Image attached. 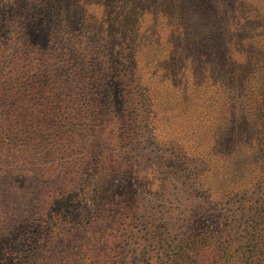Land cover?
I'll list each match as a JSON object with an SVG mask.
<instances>
[{
    "label": "rangeland",
    "instance_id": "rangeland-1",
    "mask_svg": "<svg viewBox=\"0 0 264 264\" xmlns=\"http://www.w3.org/2000/svg\"><path fill=\"white\" fill-rule=\"evenodd\" d=\"M159 1L172 13L165 22L161 17L155 21L156 10L128 15L127 6L117 18L121 30H130L123 40L132 45L122 56L134 73L154 70L158 62L167 79L153 97L158 121H141L149 110L144 106L135 109L136 122H119L124 120L122 92L108 66L116 67L120 60L102 46L121 31L93 15L105 0H0V89L10 77L41 71L40 62L47 60L53 71L37 79L48 86L44 93L61 109L51 110L54 116L40 115V96L31 90L25 114L31 112L33 121L1 122L7 107L0 100V128L12 130L0 135V264H171L168 245L193 240L202 247L183 249L197 262L190 264H264V256L242 255L248 245L260 247L264 232L250 236L251 217L236 223L226 217L230 206H215L188 186V174L204 172L205 165L197 159V149L190 154L176 143L184 141L178 137L182 130L190 137V122H203L204 130L210 127L208 133L226 136L250 114L228 86L205 112L195 110L191 93L195 80H200L194 52L200 42L219 35L218 15L226 14L237 0ZM260 1L264 11V0ZM166 23L174 26L168 36L176 46L171 58L159 61V52L168 51ZM182 30L192 40L183 54L177 48ZM156 42L166 48H158ZM59 52L64 55L57 57ZM58 58L65 63L55 71ZM205 97L206 102L213 99L206 94L201 100ZM245 122L257 126L255 137L264 139V121L250 115ZM221 143L219 149L227 146ZM179 152L185 159L175 158ZM152 158L155 161H148ZM161 158L166 162L159 165ZM256 159H264V144L250 154L227 150L215 170L217 186ZM147 176L154 184L148 189L141 183ZM117 196L125 202L118 204ZM208 239L212 247L206 245ZM220 244L238 251L224 257L216 248Z\"/></svg>",
    "mask_w": 264,
    "mask_h": 264
},
{
    "label": "trees",
    "instance_id": "trees-1",
    "mask_svg": "<svg viewBox=\"0 0 264 264\" xmlns=\"http://www.w3.org/2000/svg\"><path fill=\"white\" fill-rule=\"evenodd\" d=\"M162 3L158 0H105L104 4L99 5V13H93L94 16L99 14L101 24L113 25L114 31L117 30V18L121 17L123 13V7H129L127 11L128 15L138 13L140 11L143 15H151L153 10H156L155 21L158 18H162L165 22L168 18H172V13L163 8ZM261 4L260 0H237L233 3L231 8L226 14L220 13L218 15V22L221 26L218 29L219 35L210 40H204L200 42L196 51L194 52L197 58L196 69L199 71L200 79L198 82L195 80V84L191 89V93L195 94V101L193 102L195 110L201 112L207 108L214 106V102L218 99V95L222 96L225 91V86L229 91H234L239 98V104L241 107H248L250 114L243 116L239 122H237L236 130L231 131L228 135L220 134L215 131L214 134L207 132L208 128L204 130L202 128L203 122H190L187 125L189 131H191L190 137H184L186 134L184 130L182 136H178V147L181 150L188 149V153H192L197 149V159L201 164H204V172H194L188 174L191 183H187L189 187L197 189L205 201L214 203L215 206L221 204L224 206H230L227 210L226 217L235 220L236 223L242 221V219L250 218L252 225L250 236L254 235L255 231L264 232V159H256L250 163H244L240 168V172L235 177L223 182L220 186H217L216 180L219 172H216L222 162V158L225 152L229 149H240L243 154H250L255 149L261 147L264 144V139H258L255 133L254 125H250L249 122H245L246 117L253 115L255 119L264 121V11L259 9ZM131 6V7H130ZM133 6V7H132ZM206 7V6H204ZM209 11H206L208 15ZM210 16V15H209ZM139 17V16H138ZM104 19V20H103ZM120 20V19H119ZM168 30L165 34L167 39L164 38L165 43L168 42V51L157 56L155 59L159 61H165L171 58V48L176 46L173 40L168 35L169 31H174V26L166 23ZM216 23V27L219 26ZM219 26V27H220ZM118 34H114L111 37L113 48H111V42L105 43L102 46V50L110 49L118 55L120 62H116L118 66H108V69L113 72L116 79H119L117 84L122 92V102L124 105V120L119 122H136L137 118L134 117L135 109H142L144 106L148 110L147 114L141 115L142 122H157V111L154 110L153 97L160 93L159 85L166 84L167 79L160 73L159 63L156 62L152 65L154 70H144L142 74L137 75L134 73L133 68L127 63V60L123 59V52L130 45L124 42V38H127V33L130 30H120ZM59 32V31H58ZM125 32V36L122 35ZM187 32L182 30L180 33V39H178V53H184V47H190L189 43L192 40H188ZM111 44V45H110ZM156 46L166 48L163 46V42H156ZM197 45V42H196ZM22 44L19 53L23 50ZM195 49V47H194ZM7 50V48H6ZM2 52V50H1ZM112 54V52H110ZM61 52L57 54V57L63 56ZM57 70L59 71L64 67L62 58H58ZM43 66L41 71H35L32 74L23 75L17 77L18 79L10 77L6 79L3 87L0 89V100H3L6 105V116L1 122H32L33 117L29 118L28 111L29 97L28 93L33 90L35 96H40L41 108L39 111L41 114H47L54 116L55 113H50L51 110H61L60 106L56 105V102L49 100L53 97H48L44 91H49L48 86L39 81V76L46 77L53 71L51 64L47 60L40 62ZM121 66V68H119ZM74 70V68H72ZM32 72L31 70H27ZM77 71V68H75ZM40 72L44 73L40 75ZM69 72V71H68ZM38 76V79H37ZM9 81V83H8ZM197 82V83H196ZM91 84V83H90ZM228 84V85H227ZM44 90V91H43ZM206 94L213 95V99L206 102L207 97L204 98V103L201 100ZM34 96V94H33ZM32 100L35 102V100ZM197 96V97H196ZM214 96L216 99L214 100ZM199 98V99H198ZM206 99V100H205ZM140 102V107L136 106ZM54 106L53 108L50 105ZM192 105V106H193ZM24 106V112L21 111V107ZM1 108V106H0ZM27 108V109H26ZM51 108V109H50ZM145 109V110H146ZM147 111V110H146ZM205 112V111H204ZM32 114V113H31ZM153 115V116H152ZM229 125L231 122H228ZM12 133L11 128H0V135ZM222 138H226L225 142L221 143ZM221 140V141H220ZM220 143L227 145L223 149H219ZM156 147V146H155ZM160 149V148H158ZM164 156V155H163ZM177 159L184 158L185 154L179 152L175 157ZM148 161H155L153 158ZM166 160L162 159L159 165L165 163ZM157 163V162H155ZM216 170V171H215ZM215 171V173H214ZM208 172H212L211 176L206 175ZM148 175V174H147ZM214 176V177H212ZM142 178L141 183L147 189L153 181L148 178ZM212 177V178H211ZM208 178V180L206 179ZM167 175L162 178V184L166 183ZM117 194L113 193L112 196L116 197ZM118 204L125 202V199L121 196H117ZM202 199V198H201ZM262 224L259 228L256 225ZM182 233V232H178ZM251 237V240H254ZM257 243V241H255ZM210 247L214 245L210 239L206 244ZM172 252L171 264H190L197 263L195 260H190L191 256L185 255L183 249L192 251H199L202 244L200 241L192 242H180L179 244L168 245ZM255 244L248 245L247 249L242 252L244 257H248V254H259L264 256V240L260 247L254 248ZM218 251L222 252V255L229 257L237 253L236 248H233L230 244H220L216 246ZM233 248V250H232ZM211 249V248H207ZM232 260V259H230ZM229 260V261H230Z\"/></svg>",
    "mask_w": 264,
    "mask_h": 264
}]
</instances>
